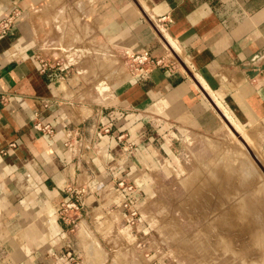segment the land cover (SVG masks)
Segmentation results:
<instances>
[{
	"label": "crops",
	"instance_id": "1",
	"mask_svg": "<svg viewBox=\"0 0 264 264\" xmlns=\"http://www.w3.org/2000/svg\"><path fill=\"white\" fill-rule=\"evenodd\" d=\"M12 14L0 34V264H85L81 223L99 231L114 207L124 219L127 197L143 206L185 132L226 119L264 153V0H0V17ZM142 48L174 71L103 80L105 57ZM75 192L71 223L56 206Z\"/></svg>",
	"mask_w": 264,
	"mask_h": 264
},
{
	"label": "rangeland",
	"instance_id": "2",
	"mask_svg": "<svg viewBox=\"0 0 264 264\" xmlns=\"http://www.w3.org/2000/svg\"><path fill=\"white\" fill-rule=\"evenodd\" d=\"M125 61L105 57L100 65L113 69L103 80L134 78L129 62L126 69L121 66ZM237 131L226 123L215 134L178 135L176 156L152 170L155 184L143 206H133L132 197L124 201L137 210L133 218L124 206L127 216H118L114 207L99 231L81 223L89 243L79 239V259L85 264H264V153L249 140L248 130Z\"/></svg>",
	"mask_w": 264,
	"mask_h": 264
},
{
	"label": "built area",
	"instance_id": "3",
	"mask_svg": "<svg viewBox=\"0 0 264 264\" xmlns=\"http://www.w3.org/2000/svg\"><path fill=\"white\" fill-rule=\"evenodd\" d=\"M15 24V15L1 18L0 17V34H10L13 31ZM125 59H127V64L131 66V71L133 72L134 78H145L149 76L152 67H162L166 68L169 72L174 71V66L170 64L164 58L153 57L150 51L146 48L142 49H128L124 51ZM34 128L41 131L42 133L53 135L55 133V128L50 123H44L41 119H34L33 121ZM79 145H81L79 143ZM118 186L121 188H126L127 191L132 192L134 190V185L130 183L126 185L122 180L118 183ZM79 193L75 192L70 199L61 201L57 204V210L61 218L64 220H69L71 223L74 222V219L71 215L66 214L70 210L79 211L82 207V201L79 197ZM124 206H129L131 218L137 214V210L128 202L124 203ZM72 258V257H71Z\"/></svg>",
	"mask_w": 264,
	"mask_h": 264
},
{
	"label": "bare ground",
	"instance_id": "4",
	"mask_svg": "<svg viewBox=\"0 0 264 264\" xmlns=\"http://www.w3.org/2000/svg\"><path fill=\"white\" fill-rule=\"evenodd\" d=\"M231 122V121H230ZM232 123V122H231ZM233 130V129H232ZM234 132L236 133V134H238L235 130H234ZM238 137V136H237ZM248 164V163H247ZM239 165V164H238ZM249 168V167H248ZM244 169V168H243ZM253 169V168H252ZM252 171V170H251ZM243 174V173H242ZM248 174V173H247ZM250 174V173H249ZM251 174H253V173H251ZM252 176V175H251ZM250 176V177H251ZM254 176V175H253ZM248 178V177H247ZM253 178V177H252ZM249 179V178H248ZM259 196H260V194H259ZM264 198V197H263ZM253 199V198H252ZM261 199V198H260ZM237 200V199H236ZM252 201V200H251ZM243 202V201H242ZM250 202V201H249ZM251 203V202H250ZM238 204V203H237ZM235 205V204H234ZM255 205H257V204H255ZM236 206V205H235ZM246 206V205H245ZM248 206V205H247ZM262 206V205H261ZM250 207V206H249ZM253 207V206H252ZM259 207V206H258ZM237 208H238V206H237ZM253 208H255V207H253ZM261 208V207H260ZM247 209V208H246ZM234 210V209H233ZM244 210H245V208H244ZM251 210V209H250ZM262 210V212H263V209H261ZM259 211V210H258ZM257 211V212H258ZM236 212V211H235ZM241 212H243V211H240V214H241ZM244 213H245V211H244ZM254 213H255V211H254ZM260 213H261V211H260ZM238 214H239V212H238ZM241 215H243V214H241ZM255 215V214H254ZM254 215H253V217H254ZM236 216V215H235ZM260 216V215H259ZM263 216V215H262ZM247 217V216H246ZM257 216H255V218H256ZM258 218V217H257ZM255 220V219H254ZM258 222V221H257ZM264 223V222H263Z\"/></svg>",
	"mask_w": 264,
	"mask_h": 264
},
{
	"label": "water",
	"instance_id": "5",
	"mask_svg": "<svg viewBox=\"0 0 264 264\" xmlns=\"http://www.w3.org/2000/svg\"><path fill=\"white\" fill-rule=\"evenodd\" d=\"M225 119V118H224ZM226 123L229 125V127H231L230 123L225 119ZM234 131V130H233Z\"/></svg>",
	"mask_w": 264,
	"mask_h": 264
}]
</instances>
